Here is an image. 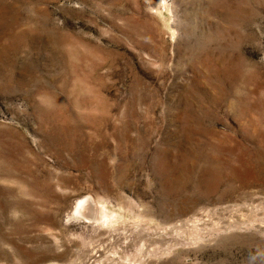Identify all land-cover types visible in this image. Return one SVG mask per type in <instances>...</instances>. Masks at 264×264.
I'll return each instance as SVG.
<instances>
[{"label": "rangeland", "instance_id": "374dc122", "mask_svg": "<svg viewBox=\"0 0 264 264\" xmlns=\"http://www.w3.org/2000/svg\"><path fill=\"white\" fill-rule=\"evenodd\" d=\"M0 264H264V0H0Z\"/></svg>", "mask_w": 264, "mask_h": 264}, {"label": "bare ground", "instance_id": "6f19581e", "mask_svg": "<svg viewBox=\"0 0 264 264\" xmlns=\"http://www.w3.org/2000/svg\"><path fill=\"white\" fill-rule=\"evenodd\" d=\"M87 205L88 206H91V203H90L89 199L88 200L79 201L76 204V206L74 207V214H75V216L86 217L85 213H83V208H85V206H87ZM100 216L101 217L102 216L105 217V214L101 213Z\"/></svg>", "mask_w": 264, "mask_h": 264}]
</instances>
